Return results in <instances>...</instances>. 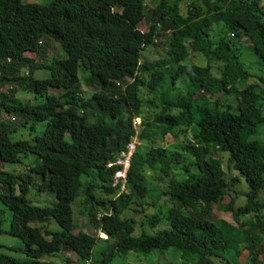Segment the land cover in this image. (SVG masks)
I'll use <instances>...</instances> for the list:
<instances>
[{"label": "trees", "instance_id": "16d2710c", "mask_svg": "<svg viewBox=\"0 0 264 264\" xmlns=\"http://www.w3.org/2000/svg\"><path fill=\"white\" fill-rule=\"evenodd\" d=\"M153 1L147 30L140 31L137 25L146 16L144 0L45 4L0 0V111L16 117L15 122L0 119V164H16L27 154L38 158L24 172L0 168V204L10 212L5 230L0 217V233L16 237L20 245L10 248L24 256L0 253V264H55L42 258L59 252L73 253L80 264H115L128 252L148 255L169 248L179 253L180 264H214L213 258L225 261L226 253L232 249L238 254L240 246L247 257L237 264H264L263 258L258 259L257 243L243 230L246 222L232 227L212 219L211 204L229 194L232 182L221 161L208 157L215 149L226 153V168L245 180L244 203L234 207L235 196H229L224 209L236 221L249 216L264 242L263 205L258 200L264 188V139H249L264 122V93L257 87L264 77L245 69L235 48L247 38L264 66V4L262 0ZM163 34H169L166 57L140 61V52ZM44 37L56 42L64 57L47 60L40 43ZM22 68L28 73L20 75ZM37 69L47 76H31ZM167 69L170 85L182 89L159 92L158 110L146 119L141 91L155 93ZM79 70L85 73L82 85ZM250 78L255 82L247 83ZM124 79L129 81L123 83ZM6 81H24L42 100L26 104L16 99L12 86L3 91ZM83 85L97 88L88 98L95 106L91 122L78 111L86 105ZM50 89L59 92L49 93ZM230 96L232 103H226L224 98ZM134 117H141L137 141L150 140L157 132L163 138L182 135L187 154L173 157V151L164 147L137 145L125 190L117 193L109 184L116 167L105 164L134 135ZM37 123L44 125L43 130L30 140L9 138L20 127L34 131ZM179 163L183 178L173 173ZM149 170L156 186H163L158 195L165 198V209L159 205L146 215L143 199L149 191ZM92 173L97 183L83 180ZM34 178L38 181L33 183ZM31 185L54 202L43 207L31 204L26 198ZM97 191L100 198L95 197ZM78 198L84 202L88 223L104 239L81 230L73 233L71 205ZM160 220L166 222L163 230L135 234L137 226L156 229ZM50 222L58 229H50ZM109 240L114 242L107 247Z\"/></svg>", "mask_w": 264, "mask_h": 264}, {"label": "rangeland", "instance_id": "374dc122", "mask_svg": "<svg viewBox=\"0 0 264 264\" xmlns=\"http://www.w3.org/2000/svg\"><path fill=\"white\" fill-rule=\"evenodd\" d=\"M21 3H39V4H45L51 0H20ZM155 1L151 0H144V4L146 7V16L144 21H140L137 25V29L140 31H146L148 23L150 21V16L148 13V10L154 5ZM264 4V0L262 2ZM168 39L169 34H163L161 35V38L157 41V43L154 46H147L140 52V61L142 60H152L159 57H166V50L168 45ZM41 48L44 51L45 58L47 60H50L52 57H64V52L61 50L60 46L54 42L52 39L48 37H44L40 40ZM236 53L240 56V60L244 65V68L247 69L249 72L253 73L255 76H261L264 77V66L261 64L258 57L253 54L250 50V42L247 38H243L240 40L236 45ZM30 56H33V53L30 54ZM199 60L203 61V58H200ZM192 59H187V62H191ZM194 61V60H193ZM170 69V68H169ZM169 69H167L166 78L163 82L160 83L157 91L154 93H148L145 90L141 91V96L143 98L142 103V111H143V117L152 119L153 113L158 110V107L156 106L159 101V92H167V93H174L175 91H179L182 89L179 85L178 88L170 85L169 83ZM28 70L26 68H22L19 73L20 75H23L24 73H28ZM213 72L214 69H211ZM214 73V72H213ZM85 73L83 71L79 70L77 73L78 81L82 85L83 84V77ZM31 76L36 78H44L47 76V73L44 70H33L31 72ZM255 79L250 78L247 80V83H254ZM129 79H124L123 83L128 82ZM3 87V91H7L9 89L8 87L12 86L15 90L14 97L16 99H24L25 103L28 104L30 101L31 103L39 102L42 100L41 97H34V94L32 90H29L28 85L24 83V81H19L17 83L14 82H5ZM258 88H260L264 93V83H259L257 85ZM81 90L83 91L82 97L84 100H86L85 109L78 110L79 113H84L86 116V121L91 122L94 119V111L95 106L94 104H91L88 101L90 92L96 91L97 88L93 85H83L81 87ZM182 91V90H181ZM59 91L50 89L49 93H58ZM218 96V94H217ZM219 97V96H218ZM233 97H227V99L224 98V101L226 103H232L233 100H231ZM262 114L264 116V98L262 100ZM0 119H8L11 122L16 121L15 115H9L5 114L3 111H0ZM141 119V117H140ZM139 119V121H140ZM43 124L37 123L34 127V131L30 132L28 129V126L25 128H19L18 130L12 132L9 135V138L11 140L16 139H27L30 140L33 135H39L43 130ZM137 132L140 129V126L137 128ZM154 130L156 129V126H153ZM188 139L192 141L191 134L188 133L187 135ZM249 139H255V140H263L264 139V122L260 124L255 133L249 137ZM138 145L141 149H145L147 147L149 148H155L157 146L164 147L167 150L173 151V157L178 156V154H187L185 149L183 148V145H185L183 136L178 135L177 137H171L167 136L166 138L161 137V135L157 132L155 136H153L150 140H142L138 141ZM208 157L210 159H219L221 161L222 169L224 170V173L228 180L232 182L231 191L228 195H225L219 202L211 204V216L213 220H222L225 221L227 224H229L232 227H237L238 222L244 221L246 222L245 225H243V230L245 232H249L251 236L253 237V240L257 243L256 247L258 248V259H264V242L263 238L258 231V225L257 224H251L250 225V217L249 216H241L238 218V221H236L231 213L229 211H226L224 209V206L229 201V196H235L233 205L234 207H237L244 203L245 197L244 194L247 192L248 187L245 182V180L239 176L235 171L228 170L226 168V157L227 154L220 152L218 150H211L208 153ZM38 158L33 154H27L26 156H20V162L16 164L11 163H4L0 164V168L7 170V171H13V172H24L27 171L30 166H32L35 162H37ZM174 175L177 178H183L185 176L183 170H182V163H179L175 169L173 170ZM147 182L149 191L145 198L143 199V206H144V213L146 215H151L154 213L155 208L159 207L161 205L160 210H164V202L165 198L158 195L159 189H163V186H159L158 188L156 186V182L154 180V172L147 171ZM237 180H234V179ZM165 180L167 178H164ZM84 181H90L92 183H97V177L95 173H92L89 177H84ZM38 179L34 178V182H37ZM236 192L234 193L233 192ZM102 196V193L97 191L95 193V197L100 198ZM26 198L31 202V204L36 206H46L49 204H52L54 202V198L50 195L44 194V193H36L33 189V186L31 185L28 193L26 194ZM258 200L262 203L263 207L260 209L261 214L263 215L264 219V188H262L258 193ZM0 217L2 218V224L1 228L3 230L7 229L9 224V218H10V212L7 208H5L3 205L0 204ZM72 212H73V219H74V228L73 233H76L77 231L81 230L89 234H95L98 238L104 239L101 237L99 231H95L93 226H91L87 221V215L86 211L84 209V202L81 200V198H78L72 205ZM130 215V213H128ZM141 215V214H140ZM137 215V219H139L141 216ZM166 225V222L164 220H160V225L156 229H151L147 225L143 226H137L135 230V234H139L141 230L154 233L157 229L163 230L164 226ZM50 229L57 230L58 227L54 222H50L49 225ZM159 230V231H160ZM247 233H244V236H246ZM113 240H109L107 243V247H110L113 244ZM20 245V241L11 235H8L7 233H0V253H3L5 255L12 256L17 259H24L23 254L20 252H16L12 250L10 247H16ZM238 255V256H237ZM65 257L69 259V262H65ZM247 257V251L245 250L244 246H240L238 248V254L234 252V250L230 249L226 253V260L222 261L218 258H213L214 264H237L243 263L246 261ZM42 260L47 262H52L55 264H80V260L71 252H59L53 255L44 256ZM182 262V259L180 258V255L177 251H174L173 249L169 248L165 251L157 252L152 251L148 255H142L141 253H135V252H128L125 256H118L115 264H180ZM185 264H189L187 261Z\"/></svg>", "mask_w": 264, "mask_h": 264}, {"label": "built area", "instance_id": "2783aa9c", "mask_svg": "<svg viewBox=\"0 0 264 264\" xmlns=\"http://www.w3.org/2000/svg\"><path fill=\"white\" fill-rule=\"evenodd\" d=\"M139 118L134 117L131 119L132 126L134 128V135L130 136L129 140L125 143L124 147L118 151L115 158L108 161L105 166L107 168L116 167L110 178V186L117 189V193L125 190L126 184V172L129 166L130 158L132 157L137 141V127L139 126Z\"/></svg>", "mask_w": 264, "mask_h": 264}, {"label": "clouds", "instance_id": "9594fccd", "mask_svg": "<svg viewBox=\"0 0 264 264\" xmlns=\"http://www.w3.org/2000/svg\"><path fill=\"white\" fill-rule=\"evenodd\" d=\"M103 238H105V237H103Z\"/></svg>", "mask_w": 264, "mask_h": 264}]
</instances>
